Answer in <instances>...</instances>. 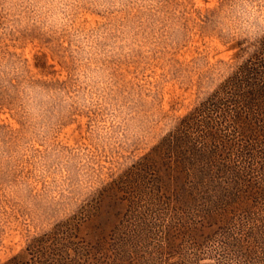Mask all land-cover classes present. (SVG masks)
I'll use <instances>...</instances> for the list:
<instances>
[{"label": "rangeland", "instance_id": "374dc122", "mask_svg": "<svg viewBox=\"0 0 264 264\" xmlns=\"http://www.w3.org/2000/svg\"><path fill=\"white\" fill-rule=\"evenodd\" d=\"M263 35L264 0H0V264L79 218L84 239L115 232L129 210L105 186ZM148 224L137 264L156 263Z\"/></svg>", "mask_w": 264, "mask_h": 264}, {"label": "trees", "instance_id": "16d2710c", "mask_svg": "<svg viewBox=\"0 0 264 264\" xmlns=\"http://www.w3.org/2000/svg\"><path fill=\"white\" fill-rule=\"evenodd\" d=\"M103 191L129 210L115 232L84 239L79 218L33 238L1 264H137L140 246L128 243L134 221L158 229L148 253L155 264H202L204 255H212L215 264L263 259L256 250L264 248V35L204 100ZM208 240L213 246L205 252Z\"/></svg>", "mask_w": 264, "mask_h": 264}]
</instances>
